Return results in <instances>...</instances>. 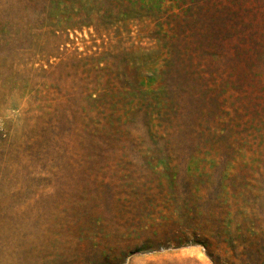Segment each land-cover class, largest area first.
Returning <instances> with one entry per match:
<instances>
[{
    "label": "rangeland",
    "instance_id": "obj_1",
    "mask_svg": "<svg viewBox=\"0 0 264 264\" xmlns=\"http://www.w3.org/2000/svg\"><path fill=\"white\" fill-rule=\"evenodd\" d=\"M0 264H264V0H0Z\"/></svg>",
    "mask_w": 264,
    "mask_h": 264
}]
</instances>
